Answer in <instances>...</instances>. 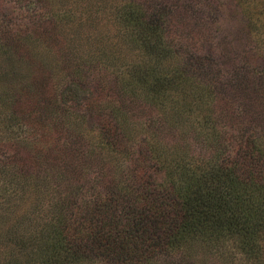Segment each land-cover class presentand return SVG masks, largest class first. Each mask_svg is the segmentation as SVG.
I'll return each instance as SVG.
<instances>
[{
    "label": "rangeland",
    "instance_id": "1",
    "mask_svg": "<svg viewBox=\"0 0 264 264\" xmlns=\"http://www.w3.org/2000/svg\"><path fill=\"white\" fill-rule=\"evenodd\" d=\"M141 5L166 12V38L174 40L167 51L183 52L161 64L195 71L174 104L141 99L157 60L141 40L155 36L151 21L136 18ZM185 100L197 113L215 109L229 134L232 122L249 125L264 144V0H0V230L33 234L56 188L89 198L125 179L126 156L103 135L118 104L125 102L135 140L151 122L188 123L171 110ZM225 239L216 250L208 241L193 245L194 261L173 254L158 264L254 261Z\"/></svg>",
    "mask_w": 264,
    "mask_h": 264
},
{
    "label": "trees",
    "instance_id": "2",
    "mask_svg": "<svg viewBox=\"0 0 264 264\" xmlns=\"http://www.w3.org/2000/svg\"><path fill=\"white\" fill-rule=\"evenodd\" d=\"M141 8L136 18L151 21L155 35L149 37L147 31L141 40L157 60L147 68L148 79L143 77V97L138 88L132 96L155 107L174 104L195 71L161 64L183 52L167 51L174 40L166 38V12ZM119 105L110 110L103 135L105 144L125 154V179L103 190L94 188L89 198L56 188L51 212L43 214L46 220L33 234L15 227L0 230V250H7L0 264H158L173 254L189 262L194 261L193 245L204 247L208 241L216 250L227 237L253 258L250 264H264V144L257 130L232 122L229 134L214 117L215 109L197 113L185 100L171 110L188 123L154 127L151 122L142 127L143 138L130 140L125 102ZM147 132L152 134L149 139ZM165 133H171L169 140Z\"/></svg>",
    "mask_w": 264,
    "mask_h": 264
}]
</instances>
